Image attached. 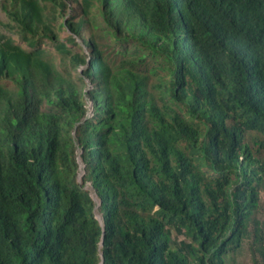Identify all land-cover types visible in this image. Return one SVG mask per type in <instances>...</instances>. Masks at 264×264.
I'll list each match as a JSON object with an SVG mask.
<instances>
[{
	"label": "trees",
	"instance_id": "obj_1",
	"mask_svg": "<svg viewBox=\"0 0 264 264\" xmlns=\"http://www.w3.org/2000/svg\"><path fill=\"white\" fill-rule=\"evenodd\" d=\"M0 1V264H264V0Z\"/></svg>",
	"mask_w": 264,
	"mask_h": 264
},
{
	"label": "rangeland",
	"instance_id": "obj_2",
	"mask_svg": "<svg viewBox=\"0 0 264 264\" xmlns=\"http://www.w3.org/2000/svg\"><path fill=\"white\" fill-rule=\"evenodd\" d=\"M0 18L4 19V13L1 11V9H0ZM262 205L264 207V193H262ZM263 213H264V210H263ZM240 261L242 264H250V257L246 251L241 255Z\"/></svg>",
	"mask_w": 264,
	"mask_h": 264
}]
</instances>
